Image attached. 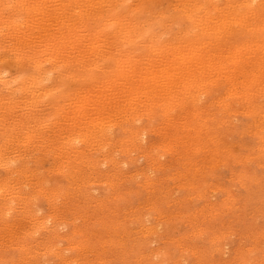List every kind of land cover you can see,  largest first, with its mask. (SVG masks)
Instances as JSON below:
<instances>
[{
    "label": "bare ground",
    "instance_id": "6f19581e",
    "mask_svg": "<svg viewBox=\"0 0 264 264\" xmlns=\"http://www.w3.org/2000/svg\"><path fill=\"white\" fill-rule=\"evenodd\" d=\"M157 1H160V0H157ZM155 5L156 6L158 5V3L155 2V0H0V87L3 88L5 91H7L5 93L6 95H3V96L0 95V122L1 124L4 123L5 120L3 118L4 117L6 118V116H9L8 119H10V116L15 117V119L20 118L21 121H18V122H22L23 120V123L21 125L15 126V124L18 122L13 124L12 120L14 121L15 119H12L10 120L11 121L10 124H13V127H11L12 125H9L8 127L3 125L4 127L2 126V131L0 129V132H1L0 138L3 139V143L0 144V167L8 169L9 171H13L11 169L12 167L11 162H14L16 160L18 163V160H22L24 157L25 159H27L28 156L30 157L33 155H34L33 156L34 160H35L34 158L35 156L37 157L36 159H40L39 158L40 156L46 155L47 153L48 154L51 153L60 158L61 155L63 157L65 156V150L71 149L70 151L72 153L71 162L73 164L69 165L70 171L68 172V174L70 175L72 173L74 177L80 178L86 175L85 173L86 170L83 168V166L86 165L90 157L89 155L90 153L88 152L89 154H86L84 147L81 148L82 145H84L85 147L91 146V148L96 147V149L98 148V152H99V148L102 149L106 147L107 144H111V145L113 143L117 144L116 142H114L115 140L113 136L108 133L110 132L109 131L110 127L112 128V126H116L119 124L126 125L124 124L123 121H126L127 123V120L131 119V117L133 116L137 118L138 117L140 118V116L143 117V115H147L148 117H151V113L155 111L157 112L158 108L162 110L163 114H167L164 128L170 127L173 130L171 132L166 131V129L164 130V136H163L164 143L166 142L172 143L174 140H178L180 138L182 139V137L179 134V131L181 130V128H186V129L193 128L196 130L197 133H195V136H193V134H188L187 141L190 140L191 147L197 148L198 145L202 143L200 139V136H201L200 130H201V127L203 126L202 116L204 114L203 113L204 110L200 106H198L197 100L200 99L201 95L207 92L206 91L207 87L205 88L207 83L213 84V83L221 82L223 86L226 85L227 87L225 91L226 95L224 97H228V96L234 97L235 95L236 98H243L242 99L243 102H247L248 105H250L248 111H250L252 115H256L258 117V115L263 113V112L261 113V111L258 112L259 108L255 104L257 102H252L251 97L253 98V96H258L260 92L261 93L264 92V85L263 86L261 85L262 87H258V88L257 86L259 85L255 87H248L245 90L242 87L243 85L241 86L242 88L241 87L239 88L238 87L239 85L237 86L238 84L237 80H239L237 77L240 78V75L244 76L245 80L241 82L244 85H246L249 83L250 84L256 83V79L258 78V76H260L259 74L260 73L264 74V0H256V1L255 0H242V1L226 0L225 5L223 4L224 6L222 5V7L218 5V0H174L169 6L167 7L165 6L166 9H159L160 4L158 5L157 8ZM160 6H162V4ZM244 7H246V10H244ZM184 22L186 24L182 25ZM173 23L174 24L178 23V25L180 24L178 29L175 31H171V26ZM175 25L177 26V24ZM236 36L238 37L245 36L247 37V39L240 42L241 40L236 39ZM245 50H246L245 53H247V50H248L250 54L252 53L253 55H255V57H253L252 55L253 59L251 58L250 60V64L252 66L251 71L243 68L244 63H246V60H247L242 55L244 54ZM260 51H261V54L259 55ZM72 53L73 55H71ZM9 63H13L19 67L20 66L23 67L24 65L28 66L29 64H31L30 72L28 73L27 71L25 73L22 72L21 74L14 76V78L11 77L12 79H9L8 77L9 79L8 80L4 76V72H5V67H7L6 65ZM233 63H238L239 65L238 67L241 66L240 69L235 70L234 66H236V64H234L233 66ZM230 64H232L231 69H232V66L234 69L232 70V72L230 71V69H228V67L230 68ZM248 64L249 62L247 63V65ZM7 68H9V66ZM96 69H99L102 73L100 75H96V72H97ZM236 71H238L239 73H236ZM240 79H242V77ZM1 84L3 85V87L1 86ZM208 87H210L209 84H208ZM252 88H256V89L253 90ZM17 92L21 95V96L19 95L20 102H18L17 99L14 98V97H18V95L14 96L18 94ZM186 96H188L189 98L187 99ZM60 98L62 99L65 98L66 101L63 103L61 102L62 103L61 104L59 102ZM22 102L24 103V105ZM38 103L39 104L42 103L40 105H43V103L44 104L50 103L53 106V108L49 110L51 111L48 113L49 115H45L47 111L44 112V115H42V111H41L40 112L41 115L39 117H37L38 114L33 115L32 110H34L33 108H36V105ZM17 104L19 105L21 104L25 106V108L27 107V109H25L26 111L28 110V108L29 110L32 108L31 110L32 112L29 111V114H32V115H28L27 113L25 116L26 119L24 120L23 116L26 112L24 110V107L22 106L23 112L25 113H23L21 110H17V114H18V111H20L23 114H22V117H16V114L14 115V113H15V109H17L16 108ZM39 104L37 105L38 108H39ZM235 104L233 103V105ZM259 104H260V101H259ZM33 105L35 106L31 107ZM209 106H211V104ZM225 106H229V103L225 104ZM41 107L42 106H40L39 109H41ZM174 109L180 110V113L178 111V113L174 114L175 112ZM244 111H247V110H244ZM20 112L19 114H21ZM159 113L160 111L158 112V114ZM257 113H260V114H257ZM155 115L157 116V114ZM260 118H261V115H260ZM8 119L6 118V121H9ZM134 119L132 121H134ZM150 120L152 121V119ZM62 123H64V125H61ZM52 126H53V129H55L54 126L56 127V132L52 130V132L50 131L51 132L50 133L48 132V129L51 128ZM151 130L154 131L155 128H152ZM46 132H48L49 134L48 136H45ZM130 133H131V137L133 140H136L138 138L137 141H139V137L145 134H148V129L147 127H137L136 129H130ZM37 134L40 138H43L42 139L43 142L40 144H32L33 142L31 143L30 141H33L32 140L33 137H34V141H36ZM204 139H205V136H204ZM15 140L17 143H20V144L21 142H23L22 143L23 147L25 146L23 148V152L22 153L19 152L16 155L17 157H13L15 156V154L12 155L10 153L11 150H9L10 147L8 145L12 141H14V143L17 145ZM17 140L21 142H18ZM79 141L80 143H82V145H77L79 144L78 143ZM118 141L122 143L121 140H118ZM71 142L72 143L75 142V143L72 144ZM22 144L21 145L18 144V145L21 147ZM87 149L88 148H86V151ZM131 149H133V147L132 148L130 147V150ZM15 150L13 153H15ZM41 151L45 152L46 154L44 153L43 155H39ZM191 152H194V151H191ZM96 153L97 152H95V154ZM108 154H107V157H108ZM105 156H102L103 160L108 159V158L110 160L111 157L107 158ZM46 158L48 157H45V160ZM59 158H56L57 160L55 161L56 163L54 166L56 167L60 166L59 169L63 171L62 170L63 168H61L63 167L61 166V159ZM64 160H65V157H64ZM94 160H92L91 163L94 164ZM28 161L29 160H26L27 163ZM26 162H24V164ZM13 165H14L13 168L17 166L15 164ZM116 166H119V164ZM29 170L31 172V169ZM16 171H18L22 179L24 178V176L31 175L32 177V175H34L26 171L29 175L26 174L22 177L23 170L18 167V169L16 168L15 172ZM87 171H90L89 168L87 169ZM39 173L41 172L39 171ZM68 174L67 176L69 177ZM38 175L35 174V177H38ZM109 176H112V175H109ZM6 177L7 176L5 177L0 176V194L1 195L3 193H6L7 190H9L7 187V184L10 182H8L9 179ZM40 177L38 178L40 179ZM41 178L43 180V177ZM69 178H71V176ZM22 179H19V180L22 181ZM27 179L29 178L27 177ZM46 179H48V177H46ZM98 179L99 178H97L96 180ZM122 179L124 178L122 177ZM21 181L19 182L21 183ZM71 182H72V178H71ZM88 182L89 181H87V184ZM23 183L24 182L22 181V184ZM26 183L27 182H25L24 184L27 185L28 183L27 184ZM77 183L79 184V181H77ZM90 183L91 182H89V184ZM15 185H19V184L17 183ZM84 185H86V183ZM86 186H89V185H86ZM198 186L199 185H197V187ZM23 188H24V185H23ZM226 188H228V186H226ZM15 189L18 190L21 188L18 187ZM14 190H11V191L14 192ZM19 192H18V195H20L21 192L23 191H21L20 194ZM39 194H42V193H39ZM24 195H27V194H24ZM6 196L8 197L10 195H6ZM31 196L35 198V195L33 196L31 194ZM11 197H12V194H11ZM2 198H3V201H0V210L3 209V204H5L6 202V198L5 197H2ZM10 202L11 201L7 202V204H9ZM204 203L207 204L206 202ZM7 204H5V206ZM54 205H56V203ZM71 207L73 208V206ZM31 208L33 207L31 206ZM8 209L9 208H7L6 210ZM23 210H26V208L25 209L23 208ZM32 214H35V211L34 213L32 212ZM40 214L43 216L42 213ZM52 214L54 213L52 212ZM84 214L86 213L84 212ZM26 215H28L27 211H26ZM36 215L37 217L39 216L38 214ZM61 215H64V214H61ZM61 215L60 217L62 218ZM28 216L25 219L22 217V219L29 221ZM68 216L69 215H67V217ZM30 217L32 218V216ZM45 217L43 216V218ZM3 218L4 217L2 216V220ZM43 218H41V220H44ZM47 218L49 217L47 216ZM69 218H66V219L69 220ZM35 219L36 220L33 223L36 224L39 218L38 219L35 218ZM31 220L33 221V219ZM41 220L39 221L43 225H45L46 222L44 223V221L42 222ZM4 224H6V222H4ZM42 224H40L41 226L39 225L41 228H43ZM0 226H3V225H0ZM54 227L57 229V226H54ZM6 228L8 227L6 226ZM29 230H32V229H29ZM8 231L9 230H7L6 232ZM56 233L58 234L60 232L57 231ZM23 234L19 233V235L21 236ZM55 235H52V233L49 234L50 237L52 236L54 237ZM45 236L46 238H48L47 234ZM2 237L3 236H1L0 238ZM57 237L55 236V238ZM44 240L40 239V241H44ZM7 241H9L8 238H7ZM50 242H54V241L51 240L49 241L48 244H51ZM5 243H8V242L5 241ZM27 243L29 242L27 241ZM240 243L241 242H239V244ZM15 244L13 245L11 244V246L16 247ZM7 245H10V244H7ZM35 245H38V244H35ZM51 245H48L42 248L46 249L47 247ZM31 247H30V250H31ZM39 248L41 247H38V249ZM81 249L79 250L84 251L83 249L82 250ZM10 250H12V248ZM36 250L37 249H35V251ZM49 250L52 251L53 249H49ZM33 251H31V254H33ZM45 251L46 250H43L44 253ZM38 252L36 251V253L40 255V253ZM78 253H80V255L83 254V252L82 254L81 252H78ZM52 254H54V252ZM105 254L106 253H103L102 255H105ZM28 255L30 256V254ZM58 255H59V252H58ZM60 255L64 256L63 254H60ZM83 255H85V253ZM25 256H27V254ZM25 256H22V257H25ZM7 257L9 258V256ZM27 257L25 258L31 260L30 257L29 258ZM94 257L96 258V255ZM1 258H3V256ZM16 258H15V261H16ZM64 258L65 257H63V259ZM156 258L157 257H155V259ZM78 259L80 258L78 257ZM84 259H87V258L84 257ZM104 259L102 258V260ZM8 260L10 261V259ZM67 260H70V259L67 258ZM36 261L34 263L39 262V260L38 262ZM65 262L66 261H64L63 263ZM89 262L94 264L93 261L92 262L89 261ZM97 262L100 263L99 261ZM102 262L105 263V261H102ZM30 263L31 262H28V264ZM34 263L32 262V264ZM66 263H69V261Z\"/></svg>",
    "mask_w": 264,
    "mask_h": 264
},
{
    "label": "rangeland",
    "instance_id": "374dc122",
    "mask_svg": "<svg viewBox=\"0 0 264 264\" xmlns=\"http://www.w3.org/2000/svg\"><path fill=\"white\" fill-rule=\"evenodd\" d=\"M173 1L174 0H160V1L155 0V2L158 3V5L162 4V6L159 5V9H166V7L169 6ZM225 1L226 0H218V5L222 7L223 4L225 5ZM158 5L157 6L155 5L156 8L158 7ZM244 10H246V7H244ZM175 24H177V26ZM175 24L174 23L172 24L171 31L177 30L178 27L180 26V24L178 25V23ZM185 24L186 23L184 22L182 25ZM236 39L241 40L240 42H242L243 40H246L247 37L236 36ZM245 52L246 50L242 55L247 60L246 63H244L243 68L251 71L252 66L250 64V60L251 58L253 59L255 55H253L252 53L250 54L248 50L247 53ZM260 54L261 51L259 55ZM71 55H73V53ZM247 61L249 62L248 65H247L248 63ZM234 64H236L237 67L239 66L238 63H233V66ZM231 65L232 64H230V68L228 67V69H230V71L232 72V70L234 69L233 66L231 69ZM6 66L7 67L9 66V68L5 67V72H4V76L7 79L8 77L9 79H12L14 78V76L21 74L22 72L25 73L27 71L28 73L30 72V68H31V64L28 65L29 67L25 65H24L25 67L24 66L19 67L13 63H9ZM236 66H234L235 70H239L241 67L240 66L237 68ZM96 71H97L96 75H100L102 73L99 69H96ZM236 73L239 72L236 71ZM259 75L261 77L258 76V78L256 79L257 84L249 83L246 85H244L241 82L245 80V77L240 75V78L242 77V79L237 77L239 79L237 80L238 82L237 86L239 85L238 87L240 88L243 85L242 87L245 90L248 87H255L257 85H259L257 86V88L262 87L264 85L263 84L264 74L260 73ZM220 83L218 82L213 84L207 83V85L205 86V88L207 87L206 88L207 92L201 95L200 99L197 100L198 106H200L204 110L203 112L204 114L202 116L203 126L201 127L200 130L201 133L200 139L202 143L198 145L197 148L191 147L190 140L187 141L188 134H193V136H195V133H197L196 130L193 128L191 129L181 128L180 130L181 132L179 131V134L182 137V139L180 138L178 140H174L172 143H167V142L164 143L163 140L164 130L166 129V131L169 132L173 130L170 127L164 128L167 114H163L162 110L158 108L157 112L155 111L151 113V117H148L147 115H143V117L140 116L141 118L140 120L139 117L137 118L134 116L133 117L130 116L131 119L135 118L134 121H132L133 119L132 120L129 119L131 121L127 120V123L126 121H123L124 124L126 125L119 124L116 126H112V128L110 127L109 131L111 133L110 132L108 133L113 136L115 140L114 142H116L117 144L115 143H113L112 145L107 144L108 146L106 145V147L102 149L99 148V152H98V148L97 149L96 147L91 148V146L85 147L79 141L78 142L79 144L77 145H82L81 148L84 147L86 154L90 153L89 154L90 157L86 165L83 166V168L86 170L85 172L86 175L80 178L74 177L72 173L70 175L68 174V172L70 171L69 165L73 164L71 162L72 160V153L70 152L71 149L65 150V156H64L65 160L62 155L59 158L51 153H49L50 154L49 155L48 153L46 154L45 152L41 151L39 155H43L44 153L46 155L40 156L39 157L40 159H36L37 157L35 156L34 157L35 160H34L33 159L34 155H33L30 157L28 156L29 159L28 158L25 159L24 157L22 160H18V163L17 160L11 162L12 163L11 169L13 171H9L8 169L0 167V176L3 177L7 176L6 178H8L9 179L8 182H10L7 184L9 190H7L6 193H3L2 195L0 194V201H3L2 197L6 198L5 204L11 201L9 203L11 206L9 204H7L6 206L5 204H3V209L0 210V219H1L0 225H3L0 226V237L3 236L2 237L3 239L0 238V248L3 247L0 249V256L1 257L3 256V258L0 257L1 258L0 264H10V263L28 264V262H31L30 264H32V262L34 263L37 259L39 260V262L37 260L36 262L38 263H34V264H39V263L40 264H69V263L76 264V262L77 264H89L90 263L89 261L91 262L93 261L94 264L96 263L97 264H109V263L110 264H160V263L161 264H264V179H263L264 178V107H263L264 92H262L263 94L260 92L258 96H253V98L251 97L252 102H257L255 104L259 108L258 112L260 111L261 113L263 112L262 114L257 113L261 115L260 118V115H258L257 117L256 115H252L250 111H248L250 105H248L247 102H243L242 100L243 98H236L235 95L234 97L233 96L224 97L226 95L225 91L227 87L226 85L223 86V84ZM208 84L210 85V87H208ZM1 86L3 87L2 84ZM252 89L255 90L256 88H252ZM6 92L7 91H5L3 88L0 87V95L2 96L6 95L5 94ZM17 95L18 97H14ZM19 95L20 94L18 93L13 96L14 98L17 99L18 102H20L19 97L21 96ZM186 97L187 99L189 98L188 96ZM233 98L235 101L233 100ZM64 99L65 98L63 99L60 98L59 102L60 103L65 102L66 99L65 100ZM228 103L229 106H225V104ZM233 103L236 104L233 105ZM21 104L20 105L17 104L18 107L16 106L17 109H15L14 115L16 114V117H22V114L26 112L23 116L25 120L26 119L25 116L27 113L28 115H32L29 114V111H31L32 108L30 110L28 108V110L26 111L25 109H27V107L25 108V106H23L24 103L23 105ZM40 104H39V108L40 106H42L41 109H39L36 105L38 111L36 108H33L34 109L32 110L33 112L31 111L33 115L38 114L37 117H39L41 115L40 114L41 111H42V115H44V112L46 111L47 112L45 113V115H49L48 113L51 112L49 110H51L53 106L50 103H47L49 105H47L46 103H45L46 105L44 103L43 105ZM210 104L211 106H209ZM22 106L24 107L25 112H23ZM34 106L35 105L31 107ZM17 110H21L23 113L18 111L17 114ZM159 111L160 113L158 114ZM178 111L180 113V110H175L174 114L178 113ZM19 112L21 114H19ZM155 114H157V116ZM6 118L8 119L9 116H6ZM6 118L5 117L3 118L5 120V121L3 120L4 123L1 124L0 122L1 131L3 125L7 127L9 125H12L11 127H13V124H15L18 121H21L20 118L15 119V117L13 116H10V119H8L9 121H6ZM12 119L15 120L13 121ZM150 119H152V121ZM10 120H12L13 124H10L11 122ZM22 123L23 120L22 122L16 123L15 126H19ZM61 125H64V123H62ZM137 127H147L148 129V134L139 137V141H137L138 138L136 140H133L130 133V129H136ZM51 128L48 129V132L50 131L52 132V130L56 132L55 126H54L55 129H53V126ZM152 128H155V130L152 131L151 130ZM48 132H46L45 136L49 135ZM36 136H37L36 141H34V137H33L32 138L33 141L30 142L31 143L33 142L32 144L42 143L43 138H40L38 134ZM0 137H1V132H0ZM118 140H121L122 143H120ZM2 143H3V139L0 138V144ZM11 143L8 144L10 147L9 150H11L10 153L12 155L15 154V156L13 157H17L16 155L19 152L22 153L23 148L25 146L23 147L22 144L23 142H21L22 144L21 147L19 146L21 145L20 143L16 142L17 145L14 143V141H12ZM129 146L131 148L133 147V149L130 150ZM86 148H88L87 151ZM13 149L14 150L16 149L18 152L15 150V153H13L14 152ZM95 152L97 153L95 154ZM107 154L108 157H111L110 160L107 157ZM44 156L48 158H46L45 160ZM102 156H105L108 159L103 160ZM56 158L61 159V166H63L61 168H63L62 169L63 171L59 169L60 166L59 167L54 166L56 163L55 161L57 160ZM100 159L103 160L104 163ZM26 160H29L28 163L26 162ZM92 160H94V164L91 163ZM24 162L26 163L24 164ZM117 163L119 164V166H116L118 165ZM13 164L17 165L15 166L17 169L19 167L23 170L22 177L28 174L27 172H30L29 169H31L30 173L34 175H32L31 177V175L28 174L29 176H24V178L26 177L25 180L24 178L22 179L18 171L15 172L16 168L15 167L13 168L14 166ZM88 168L90 171H87ZM91 170L93 171L95 170L94 173ZM39 171L41 173H39ZM35 174L36 175L39 174L38 177L40 176L43 177V180L41 177L40 179L38 177H35ZM64 174L65 176H67V174L69 175V177L71 176L73 183L71 182V178H69L68 176L65 177ZM108 174L112 176H109ZM27 177L29 179H27ZM46 177H48V179H46ZM122 177L124 179H122ZM97 178L99 179L96 180ZM19 179H22L24 183L27 182L28 184L27 183H26L27 185H25L24 183L22 184V181ZM83 180L86 182H84ZM110 180L113 182H111ZM19 181H21V183ZM77 181H79V184L81 182L82 183L79 185ZM87 181L91 183L89 184L88 182L87 184ZM13 182L15 184L18 183L19 185H15ZM85 183L86 185L89 186L84 185ZM197 185L199 186L197 187ZM226 186H228V188H226ZM18 187L21 189L16 190L15 188ZM47 188L48 190L49 189L50 190L48 191ZM11 190H14V192ZM19 191L20 192L23 191V192H21L20 194ZM18 192L20 195H18ZM31 194L33 196L35 195V198L32 197ZM36 194L39 196H37ZM6 195H10V196L7 197ZM204 202H206L207 204H205ZM55 203L57 206L54 205ZM30 204L33 208H31ZM71 206H73V208ZM7 208L9 209L6 210ZM23 208L24 209L26 208V210H23ZM3 210L4 211L6 210L5 211L6 213ZM26 211L28 215L30 214L29 216L26 215ZM34 211L35 214H32V212L34 213ZM83 211L86 214H84ZM22 212L24 213V215ZM52 212L54 214H52ZM40 213H42L44 217L46 216L45 218H47L48 216L49 217L47 218L48 220L43 218V216ZM60 213L64 215H61ZM36 214H38L41 217L39 216L37 217ZM59 214L62 216V218L60 217ZM67 215L69 216L67 217ZM2 216L6 220L4 218L2 220ZM27 216L29 221L22 219V217L25 219L27 218ZM30 216H32V218ZM35 218L37 219L39 218L38 222L36 223L38 225L33 223L36 220ZM41 218H43L44 220H41ZM66 218H69V220ZM31 219H33V221ZM39 220H41L42 222L44 221V223L46 222V224L43 225ZM4 222H6V224H4ZM39 223L42 224L43 228L40 227L41 225ZM48 223L50 226L48 225ZM6 226L8 228H6ZM54 226H57V229ZM18 227L21 229H19ZM198 227L200 230L198 229ZM7 230L9 231L6 232ZM83 230L86 232H84ZM57 231H59L60 233L57 234L56 233ZM19 233L20 234L24 233L23 234L24 236L19 235ZM31 233L34 235H32ZM51 233L52 235L57 234L55 235L56 237L58 235L59 236L57 238H55V236L50 237L51 235L49 236V234ZM46 234L49 239L46 238L45 236ZM7 238L9 239V241H7ZM12 238H14L16 242ZM44 238L46 241L44 240ZM40 239L44 241H40ZM18 240L20 243L18 242ZM51 240L54 241V242H50L52 245L48 244L49 241ZM5 241L8 243H5ZM27 241L31 244L27 243ZM239 242L241 243L239 244ZM21 243L22 244L25 243V244L22 245ZM11 244L12 245L15 244L16 247L15 246L12 247ZM47 244L51 246L47 247L46 249L45 248L43 249L42 247L48 246ZM85 244L88 246H86ZM82 245L83 246L85 245L84 246L85 249L83 248ZM31 246L33 247L35 246L34 248L37 249L36 250L37 252L39 251L38 253H40V255L37 254L35 249ZM38 247L41 248L38 249ZM81 247L84 251L79 250L81 249ZM11 248L12 250H10ZM54 248L55 249L57 248L58 250L57 249L55 250ZM27 249L30 251H28ZM49 249H53V250L50 251ZM43 250H46L47 253L49 254H47L46 251L44 253ZM31 251H33V254H31ZM51 252L52 253L54 252V254H52ZM78 252H81V254L83 252V254L85 253V255L83 254L80 255V253ZM25 253L27 254V256H29L28 254H30L29 257L31 258V260L25 258L27 257L25 256L26 255ZM103 253L106 254L102 255ZM60 254H63L64 256H61ZM66 254L70 257H68ZM95 255L96 258L94 257ZM7 256H9V258ZM83 256L87 259H84ZM199 256L201 257V259ZM63 257L65 258L63 259ZM78 257L80 259H78ZM155 257L157 258L155 259ZM7 258L10 259V261ZM67 258L70 260H67ZM102 258L103 259L105 258L107 261L105 259L102 260ZM25 260L26 261L30 260V261L26 262ZM63 260L66 262L69 261V263L66 262L63 263L64 262ZM97 261H99L100 263H98ZM102 261H105V263Z\"/></svg>",
    "mask_w": 264,
    "mask_h": 264
}]
</instances>
